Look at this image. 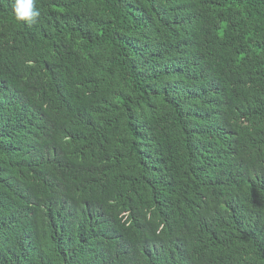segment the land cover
<instances>
[{
  "label": "trees",
  "instance_id": "16d2710c",
  "mask_svg": "<svg viewBox=\"0 0 264 264\" xmlns=\"http://www.w3.org/2000/svg\"><path fill=\"white\" fill-rule=\"evenodd\" d=\"M0 0V264H264V0Z\"/></svg>",
  "mask_w": 264,
  "mask_h": 264
},
{
  "label": "clouds",
  "instance_id": "9594fccd",
  "mask_svg": "<svg viewBox=\"0 0 264 264\" xmlns=\"http://www.w3.org/2000/svg\"><path fill=\"white\" fill-rule=\"evenodd\" d=\"M14 11L18 20L28 23L35 22L40 15L39 10L33 6V0H15Z\"/></svg>",
  "mask_w": 264,
  "mask_h": 264
}]
</instances>
